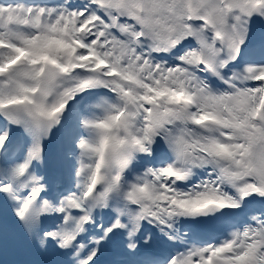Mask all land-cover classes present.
<instances>
[{"label": "snow or ice", "instance_id": "snow-or-ice-1", "mask_svg": "<svg viewBox=\"0 0 264 264\" xmlns=\"http://www.w3.org/2000/svg\"><path fill=\"white\" fill-rule=\"evenodd\" d=\"M0 264H264V0H0Z\"/></svg>", "mask_w": 264, "mask_h": 264}]
</instances>
